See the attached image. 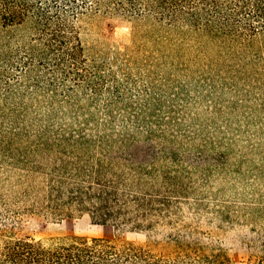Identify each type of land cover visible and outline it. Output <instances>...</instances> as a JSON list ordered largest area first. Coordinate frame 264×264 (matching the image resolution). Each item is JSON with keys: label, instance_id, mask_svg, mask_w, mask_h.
Segmentation results:
<instances>
[{"label": "rangeland", "instance_id": "1", "mask_svg": "<svg viewBox=\"0 0 264 264\" xmlns=\"http://www.w3.org/2000/svg\"><path fill=\"white\" fill-rule=\"evenodd\" d=\"M68 3L62 47L26 28L0 34V230L155 250H170L171 234L232 264L264 256V31L247 38L241 19L219 36L158 0ZM87 156L140 176L139 191L166 196L170 215L136 232L51 214L48 167Z\"/></svg>", "mask_w": 264, "mask_h": 264}, {"label": "trees", "instance_id": "2", "mask_svg": "<svg viewBox=\"0 0 264 264\" xmlns=\"http://www.w3.org/2000/svg\"><path fill=\"white\" fill-rule=\"evenodd\" d=\"M56 1H60L61 6L56 5ZM68 1L0 0V34L6 35L11 27L26 28L38 34L41 40L51 36L58 47H62L61 30L65 27L66 15L62 3L70 5ZM196 1L204 7L198 8ZM158 2L167 6L171 17H182L192 27L215 32L219 36L230 32L227 27L231 23L242 20L247 31L251 32L247 38L259 29L264 31V0ZM202 16L206 20L203 24L199 22ZM240 33L243 32H238L236 37L243 36ZM46 46L49 47V44ZM73 136H67L66 140ZM88 141L82 133L76 137L81 146ZM57 161L54 166L46 168L44 195L45 207L55 216L86 213L92 222L109 224L116 231L152 232L171 213L166 196L141 193L139 189L147 183L138 175L128 178L125 172L117 171L119 166L111 159L87 156L83 162L68 158H58ZM166 238L173 243L170 250H155L149 245L136 244L119 236L36 239L16 237L0 230V264H232L221 249L205 252L197 241L187 242L171 234ZM249 264H264V256Z\"/></svg>", "mask_w": 264, "mask_h": 264}]
</instances>
